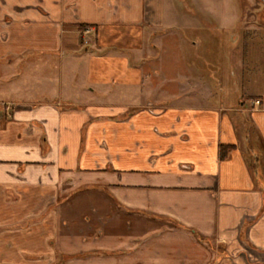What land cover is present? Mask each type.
<instances>
[{
  "label": "crops",
  "instance_id": "crops-1",
  "mask_svg": "<svg viewBox=\"0 0 264 264\" xmlns=\"http://www.w3.org/2000/svg\"><path fill=\"white\" fill-rule=\"evenodd\" d=\"M174 5L0 0V264H264V99L210 103ZM231 31L264 69V0Z\"/></svg>",
  "mask_w": 264,
  "mask_h": 264
},
{
  "label": "rangeland",
  "instance_id": "rangeland-1",
  "mask_svg": "<svg viewBox=\"0 0 264 264\" xmlns=\"http://www.w3.org/2000/svg\"><path fill=\"white\" fill-rule=\"evenodd\" d=\"M165 1H171L175 4L174 6L178 7L180 22L184 13L190 15L195 23L189 28L179 23L174 27V30L183 36L182 53L188 69L199 73L198 77L207 81L214 93V97L210 99L211 104L217 102L219 96H227L228 99H231L240 95V97L242 96L241 101L247 100L245 105H249L248 99L251 97L248 96L250 94H259L264 99V69H260L262 58L259 59L258 56L257 60L253 59L252 62V56L245 53L244 43L242 46L235 47V33L231 31L235 28L246 7H250L252 0ZM145 27L150 30L148 26ZM66 28L64 27V29ZM81 31L85 36L93 35L88 27ZM81 39L83 44L89 43L88 39L82 37ZM254 62H257L256 66L259 68H251V63ZM166 70L169 75L172 74L171 77L175 72H178L177 70L174 72ZM178 70L180 72V68ZM165 76V74L162 75L163 78ZM3 83L5 82L0 80V85ZM193 90L197 91V89ZM235 98L234 100H236ZM2 104L11 105L12 103L3 102L1 106H3Z\"/></svg>",
  "mask_w": 264,
  "mask_h": 264
},
{
  "label": "trees",
  "instance_id": "trees-1",
  "mask_svg": "<svg viewBox=\"0 0 264 264\" xmlns=\"http://www.w3.org/2000/svg\"><path fill=\"white\" fill-rule=\"evenodd\" d=\"M87 26L85 25H79L78 29L82 30L85 29ZM230 148V145H220V157L223 158L227 152V150Z\"/></svg>",
  "mask_w": 264,
  "mask_h": 264
},
{
  "label": "built area",
  "instance_id": "built-area-1",
  "mask_svg": "<svg viewBox=\"0 0 264 264\" xmlns=\"http://www.w3.org/2000/svg\"><path fill=\"white\" fill-rule=\"evenodd\" d=\"M85 32H86V30H85ZM253 105H258L259 104V100L258 99H252L251 101H250ZM3 107V110L6 112V113H9L10 112V105H3L2 106Z\"/></svg>",
  "mask_w": 264,
  "mask_h": 264
}]
</instances>
